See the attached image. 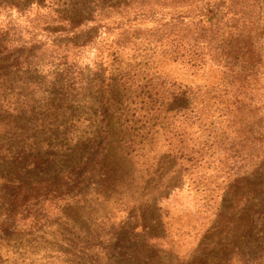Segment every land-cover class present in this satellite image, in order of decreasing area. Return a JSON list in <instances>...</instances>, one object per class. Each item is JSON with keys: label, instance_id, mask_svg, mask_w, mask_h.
Returning a JSON list of instances; mask_svg holds the SVG:
<instances>
[{"label": "rangeland", "instance_id": "1", "mask_svg": "<svg viewBox=\"0 0 264 264\" xmlns=\"http://www.w3.org/2000/svg\"><path fill=\"white\" fill-rule=\"evenodd\" d=\"M22 2L0 0L2 6L7 4L0 8V31L19 41L44 40L45 36L70 41L66 32L51 37L42 29L62 27L61 14L75 12L77 0H44L43 5L33 3L19 11L16 8ZM177 4L190 3L177 0ZM177 4L135 0L127 4L126 15L97 11L85 27L91 30L80 36L90 37L89 44L70 60L103 80L108 77L109 55L119 46L120 58L130 61L135 55L136 61L146 60L143 70L162 77L166 90L174 84L195 93L193 112H167L156 106L144 113L139 101L127 96L111 100L113 106L107 109L109 102L89 95L81 105L86 111L81 123L96 136H108L111 146L103 152L105 160H98L95 150L89 149L88 155L83 153L86 165L77 171L74 183L50 186L38 181V187L32 186L40 190L39 195L29 198L25 206L19 201L11 208L17 218L9 231L0 230V264H186L228 205L229 196L242 187L246 190L239 194L252 200V156L256 154L252 152V87L242 89L248 97L240 106L234 100L239 83L227 85L226 92L220 89L226 80L224 69L207 59L202 65L190 63L181 50L176 53L167 46L171 40L161 45V39L152 35L158 28L159 10L164 14L188 10ZM97 65L104 70L101 74H96ZM41 69L39 75L15 72L11 76L16 83L14 102H18L14 108L25 103L20 98L22 88L27 106L44 105L49 90L43 79L49 70ZM24 76L31 79L29 86L21 85ZM100 88L106 94L110 90L106 82ZM135 110L138 118L147 121L144 128L141 123L136 126L140 130L133 138ZM22 113L0 112V135L12 131L35 140L43 133V123L36 122L40 116ZM90 171L93 175L84 181L83 174ZM20 184L17 181L16 187ZM1 208L0 200V213Z\"/></svg>", "mask_w": 264, "mask_h": 264}, {"label": "trees", "instance_id": "2", "mask_svg": "<svg viewBox=\"0 0 264 264\" xmlns=\"http://www.w3.org/2000/svg\"><path fill=\"white\" fill-rule=\"evenodd\" d=\"M134 1L104 3L101 0H77L75 12L61 14L62 27L43 26L42 29L51 37L52 33L70 34L67 43L46 36L44 40L30 37L27 41H19L9 32L0 31V112L10 115L9 112L14 110L19 114L22 111L27 117L40 116L41 120L36 122L43 123V133L35 140H31L28 134L15 135L12 131L0 135V200L3 210L0 213V230L9 231L14 224L17 215L11 208L16 207L19 201L25 206L29 198L39 195L38 181L50 186H64L58 182L74 183L77 171L86 165L83 153L88 155L89 149L95 150L98 160H105L103 152L111 146L108 136H96L91 133L90 126L81 123L82 116L86 114L81 105L89 95L97 96L101 102H109L107 109L113 106L111 100L127 96L133 98V102L139 101L138 104L146 110L144 113H151L156 106L157 110L161 108L167 112H193L195 93L174 84L166 90V81L162 77L143 70L148 64L146 60L136 61L135 55L130 61L120 58L119 46L109 55L108 77L103 80L71 62V57L89 44L90 37L82 39L80 36L91 30L86 28L97 16V11L107 9L126 15L127 4ZM162 1L165 3L167 0ZM185 1L180 0L181 3ZM188 1L190 4H177L174 0L179 8L188 7L184 13L164 14L159 10L158 28H154L152 35L161 39V45L169 44L167 40H171L167 46L176 53L181 50L190 63L202 65L207 59L224 69L227 75L222 70L226 80L220 84V89L226 92L232 83H239L234 100L240 106L244 107L248 97L243 96L247 91L242 92V89L244 86L252 87V152L256 154L252 156L255 164L252 200L246 194L245 197L239 194L246 190L242 187L229 196L226 200L228 205L218 214L214 225L186 264H264V0ZM33 3L43 5L44 0H24L16 9L23 11ZM6 5L0 3V8ZM43 67L49 70L43 79L49 90L44 105L38 109L27 106V94L22 88L23 95L18 94L17 97L20 96L25 103L21 101V108H14L18 102H14L16 83L11 76L15 72L22 75L36 72L39 75ZM95 70L96 74L104 71L101 65H97ZM28 79L29 82L25 83ZM19 81L22 86H29L31 79L24 76ZM105 82L110 89L108 94L100 88ZM136 112L132 116L136 134L133 138L140 130L136 126L141 123L144 128L147 121L145 117L138 118ZM101 145L104 146L99 150ZM93 171L84 173L83 180H88ZM17 181L21 183L20 187H16ZM24 183L26 187L29 185L28 188H23ZM50 191L57 194L55 189ZM237 195L238 200H235ZM65 196L68 197L67 194ZM46 201L51 203L53 200Z\"/></svg>", "mask_w": 264, "mask_h": 264}]
</instances>
